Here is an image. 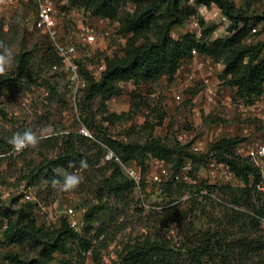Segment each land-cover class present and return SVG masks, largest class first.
<instances>
[{"label": "rangeland", "instance_id": "1", "mask_svg": "<svg viewBox=\"0 0 264 264\" xmlns=\"http://www.w3.org/2000/svg\"><path fill=\"white\" fill-rule=\"evenodd\" d=\"M56 1L62 40L76 47L81 68L96 81H100L104 72L100 67L106 66L109 59L124 56L129 43L141 45L154 40L151 33L138 38L120 33L118 22H102L84 9L71 6L68 0ZM235 2L249 11L264 12V0ZM196 9L197 16L173 29V38L199 34L201 22L205 29L214 30L215 38L232 36L228 26L212 21L208 12L199 6ZM120 10L132 13L134 4L124 0ZM35 13L32 0H18L10 5L0 2V42L12 49L14 57L12 65L0 74L15 77L19 59L25 52H32L37 58L29 78L12 82L10 87L0 91V228L3 230L0 264H11L6 259L9 254H19L27 261L40 259L44 244L55 242L63 222H69L70 208L84 227L74 230L76 239L59 244L60 248L53 254L54 263L127 264L128 253L146 242L163 243L173 256L187 257L190 248L209 237L236 246L231 255L232 264H264V253L237 248L261 239L264 234V194L256 201V195L240 179L226 176L222 170L210 169L209 164L217 161L212 155L207 160L199 158L223 138L245 139L234 150L237 156L244 158L249 157L248 152L256 149L257 144L264 143V119L242 113L236 104L235 90L222 78L223 64L216 67L223 91L221 98L212 106L202 105L199 116L194 111L193 99L202 98V85L196 82L188 86L184 82L185 73L193 62L184 64L183 73L176 74L172 81L163 78L137 88L131 82L119 84L121 95L109 100L98 95L86 101L88 81L85 79L87 87L74 101L61 66L51 67L41 62L52 44L44 31L33 28ZM82 24H93L97 28L101 36L99 44H82L79 39ZM252 34L248 43L263 40L262 25ZM82 126L94 137L78 147L88 157V167L74 171L81 177L74 189H53L46 183L47 167L67 150V135L76 134ZM28 129L38 135L42 133L43 138L37 145L12 154L9 140L15 133ZM104 136L131 142H145L154 137L165 139L173 147L188 145L189 150L198 154V187L175 182L173 165L164 160L167 175L162 177L161 168L155 162L160 159L150 158L145 168L136 161L130 163L142 172L144 181L116 196L105 185L113 168L103 161ZM181 136H186L185 141L179 140ZM94 144L98 146L92 148ZM60 172L62 179L66 172ZM208 186H214L217 199L199 191ZM256 205L262 210L258 224L234 212L250 215ZM23 209L28 210L42 229L41 244H8L5 232L9 221L15 222ZM216 254L218 252L211 253L205 260L218 264L213 263Z\"/></svg>", "mask_w": 264, "mask_h": 264}, {"label": "trees", "instance_id": "2", "mask_svg": "<svg viewBox=\"0 0 264 264\" xmlns=\"http://www.w3.org/2000/svg\"><path fill=\"white\" fill-rule=\"evenodd\" d=\"M124 0H68L74 7L84 9L92 17L107 18L119 23V32L132 34L133 37H142L151 33L154 40L141 45L129 43L126 53L122 57L107 60L105 70L100 81H96L89 72L81 69L83 77L88 81L84 99L92 101L96 96L103 100H109L119 96L122 89L119 84L132 82L135 87L144 83H154L166 78L172 81L178 70L194 58V52L200 56L210 57L214 62L223 64L222 78L226 85L235 90V99L250 103L264 95V39L256 43H248L253 30L262 25L264 33V12L257 13L238 7L235 0H129L134 4L133 12H121L120 6ZM211 8L219 7L226 15L230 24L228 26L231 37L225 39H213L214 30L205 29L201 22L202 36L198 38L194 34L173 38L172 31L176 26L183 25L187 20L197 16V6ZM37 58L32 52H25L19 59V69L15 77H7L0 74V91L10 87L12 82L29 78ZM41 62L48 66H61V61L53 46L44 52ZM80 65V63H79ZM66 142L67 150L57 159L51 161L47 167L45 179L50 181L53 177L61 179V172H74L80 168L81 159L89 162L86 154L78 150L90 140L79 134H68ZM58 140V139H56ZM104 145L114 151L124 163L138 162L145 168L150 158L164 160L173 165V170L178 173L187 161H191L194 171L198 169V154L189 150L188 145L177 144L170 146L163 138H150L145 142H131L112 139L104 136ZM245 142L242 138H223L210 146L208 154L201 159H208L210 155L219 162L225 163L237 179H240L249 187L250 192L256 195L259 201L261 194L255 186L251 187V179L258 183L261 180V170L256 167L249 157L237 156L235 148ZM98 145L94 144L92 148ZM101 147V144H99ZM11 146H9L10 148ZM12 149V148H11ZM101 149H103L101 147ZM104 153V150H103ZM72 165L69 167V165ZM113 168L112 175L105 181L112 193L116 196L133 189L134 183L130 181L115 163H105ZM50 184V183H49ZM184 185V184H182ZM187 186V185H184ZM198 187V186H190ZM204 189L215 192L214 186ZM202 188L199 189L201 191ZM253 214L236 212L238 215L255 221L262 210L256 205ZM58 239L44 244L40 253V259L24 260L19 254H9L6 259L11 264H69L59 261L54 263V252L60 248L59 244L68 239H76L74 230L69 222H63L58 230ZM9 245L22 246L28 242L41 244L42 229L39 228L28 210H21L16 221H9L5 232ZM237 248L246 252L264 253V234L261 239L243 243ZM236 246L230 243H221L220 240H212L205 237L201 243L190 248L187 257L173 256L163 243L146 242L132 249L125 261L127 264H209L205 259L211 253L218 264H232L231 255ZM216 251V252H215ZM171 254V255H170ZM264 256V255H263ZM218 259V261H216Z\"/></svg>", "mask_w": 264, "mask_h": 264}, {"label": "built area", "instance_id": "3", "mask_svg": "<svg viewBox=\"0 0 264 264\" xmlns=\"http://www.w3.org/2000/svg\"><path fill=\"white\" fill-rule=\"evenodd\" d=\"M18 0H0L2 4L10 5L14 4ZM28 1V0H21ZM34 2L36 13L33 20V28L39 31H44L50 42L60 58L61 68L63 73L65 74L67 90L70 95L76 100L78 94L83 91L87 87V82L83 77L79 65V55L76 47L72 44L66 43L62 40L59 31V20L58 15L59 11L57 8L56 0H32ZM193 2V0H191ZM200 9H204L208 12L210 19L215 21V23L222 26H229L230 20L229 18L223 14L222 10L213 5L211 8H207L205 6L200 5ZM101 18L102 22H110L107 18ZM99 20V21H100ZM202 28H200V33L196 36L200 38L202 36ZM106 35H108L106 33ZM100 34L97 28L93 24H82L79 27V39L82 44L87 46H93L99 44ZM213 39H225V38H215ZM264 56V51H263ZM190 66V70L185 73V83L186 85H190V83L199 82L202 85V98H194L193 103L195 104V113L197 116L200 115L201 107L204 106H212L214 105L218 99L221 98L222 89L219 85V81L217 80V65L218 63L214 62V60L210 57L200 56L196 52H194V58ZM189 62V63H190ZM100 70H105V66H101ZM183 67H181L177 74L183 73ZM227 103V102H226ZM236 104L241 109L242 113L245 116L259 117L264 119V95L253 100L250 103H246L243 100H236ZM77 134L84 136L88 139H94L93 134L85 127H80L77 131ZM186 136H181L179 138L180 141H185ZM104 149L103 161L104 163H115L120 166L123 174L132 181L136 186H140L144 177L142 172L132 164L124 163L122 159L107 146L102 145ZM21 152V151H20ZM20 152L11 151L12 154H18ZM249 158L252 163L261 170V180L256 183L251 179L250 186L255 188L262 194H264V143L257 144L256 149L248 152ZM158 166L161 168V176L165 177L167 175V170L164 168L163 160L155 161ZM210 169L212 170H222L226 176L230 175L234 177L233 172L229 169V167L219 161H212L209 164ZM228 172V173H227ZM228 174V175H227ZM197 172L194 171V167L191 161H187L181 170L178 173L173 175V180L179 184H184L187 186H198L199 181L197 180ZM202 194L208 195L212 198L217 199V196L214 192H209L207 189L201 190ZM69 216V224L70 227L75 231H80L83 229V223L77 217L74 209L70 208L68 210ZM3 237V230L0 228V240Z\"/></svg>", "mask_w": 264, "mask_h": 264}, {"label": "clouds", "instance_id": "4", "mask_svg": "<svg viewBox=\"0 0 264 264\" xmlns=\"http://www.w3.org/2000/svg\"><path fill=\"white\" fill-rule=\"evenodd\" d=\"M13 59L12 49L3 42H0V73H3L12 65ZM42 138V133L41 135H38L33 130L28 129L22 133H15L9 140V143L12 145V150L14 152H20L26 147L37 145ZM71 166L72 165L70 164L69 167ZM79 166L81 169L87 168V160L81 159ZM80 182L81 177L75 172H66L62 179L53 177L50 181H46V183H50V186L53 189H58L60 191L74 189L80 184Z\"/></svg>", "mask_w": 264, "mask_h": 264}, {"label": "crops", "instance_id": "5", "mask_svg": "<svg viewBox=\"0 0 264 264\" xmlns=\"http://www.w3.org/2000/svg\"><path fill=\"white\" fill-rule=\"evenodd\" d=\"M174 78H175V77H174ZM175 81H177V80H175ZM175 81H174V82H175ZM126 83H129V82H126ZM131 83H132V82H131Z\"/></svg>", "mask_w": 264, "mask_h": 264}]
</instances>
